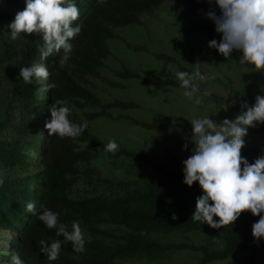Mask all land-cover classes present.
<instances>
[{
  "label": "trees",
  "instance_id": "obj_1",
  "mask_svg": "<svg viewBox=\"0 0 264 264\" xmlns=\"http://www.w3.org/2000/svg\"><path fill=\"white\" fill-rule=\"evenodd\" d=\"M19 4L26 0H6ZM167 0H75L80 11V17L74 22L82 25L81 33L71 41L73 51L63 68L60 59L63 51L53 54L46 61L51 73L49 84L55 88L40 97L37 94L38 83L25 84L20 77L22 67H30L33 61L39 60V46H43L42 34L22 33L13 41L10 23L15 14L0 12V66L8 61L16 60L15 71L7 73L11 80V97L25 115L24 120L12 125L6 121L0 122V136L3 127H10L13 132L25 136L31 131L32 124L26 118L32 109H38L45 104L49 111L55 100H66L71 109L69 116L73 123L82 124L84 120L79 110L87 120L101 117L111 119L124 118L131 123L143 127H155L158 123L126 113L114 114V109L125 110L140 107L134 100L118 97L105 100L98 92L94 78L102 79L113 86H124L121 82L111 80L104 74L106 59L111 55L110 39L121 38L120 27L134 23H143L147 14H153ZM206 5L219 8L215 0H200ZM207 12L204 13V15ZM221 15V14H216ZM208 17V16H207ZM212 19L192 21L186 31L217 32ZM141 48L145 49L144 46ZM160 59L177 60L174 54L166 51H152ZM182 59L192 62L213 64L211 58L202 47H191L189 53H184ZM179 59V58H178ZM187 72L191 68L181 66ZM121 77H137L142 84L180 86L176 77L163 76L157 73L142 74L126 64L115 71ZM196 83V82H195ZM199 84L200 91L210 90ZM236 99L238 112L241 104L247 101L254 105L250 97L237 89L230 88ZM246 111V109H244ZM87 122V121H86ZM87 129L75 140L58 135L49 136V130L40 132L44 145L38 149L37 160L43 165L36 173L26 177L3 179L0 185V224L15 225L18 230L16 249L26 264H114L118 259L146 255L162 257L167 254L190 249L200 251L201 256L195 264H208L216 260H225L230 256L248 251L246 259L255 260L256 255L264 252V238L259 241L254 236L244 234L238 228L230 225L219 229L210 227L206 222L192 221L196 203L192 200L203 194L199 182L189 187L185 184L182 161L176 162V168H170L159 161L146 149H132L122 146L115 156H129L139 160L149 170L133 180L102 177L99 169L93 164L97 152L88 145L105 148V142L87 122ZM193 126L185 123V133L192 135ZM254 133H264V124L257 123L249 127ZM23 140L16 137L13 140L0 138L1 164L12 166L27 161L29 155L22 153ZM168 153L170 147L162 141H154ZM36 148L35 143H28ZM242 153L258 158L264 155V149L252 145L242 148ZM35 159V158H32ZM93 187V192H80L82 185ZM100 185L107 191H98ZM79 190V191H78ZM28 202H34L39 211L41 205L59 213V221L70 226L73 221H79L82 230L90 237H85L86 250L77 253L71 242L63 243L59 258L49 261L45 253L40 251L39 241L46 240L49 244L64 237L56 236L55 229H48L36 215L26 211ZM211 203V201H210ZM175 216V218H174ZM219 220V217H214ZM180 232L192 235V241L162 240L155 233Z\"/></svg>",
  "mask_w": 264,
  "mask_h": 264
},
{
  "label": "rangeland",
  "instance_id": "obj_2",
  "mask_svg": "<svg viewBox=\"0 0 264 264\" xmlns=\"http://www.w3.org/2000/svg\"><path fill=\"white\" fill-rule=\"evenodd\" d=\"M26 1L19 4L0 0V12H11L15 15L24 10ZM215 11L222 14L220 8H214L204 4L200 0H167L153 13L145 16L143 23H134L120 27L118 32L121 38L110 39L112 48L111 55L106 59L107 65L103 69L104 74L111 80L121 82L124 86H113L108 82L94 78L96 88L105 100L118 97L125 100H134L141 104L140 107L125 110L114 109V114L126 113L131 116L144 119L148 122L158 123L155 127H143L131 123L128 119H111L101 117L87 120L79 110L80 116L86 120L92 129L99 134L105 142L115 139L119 148L125 146L132 149H146L159 161L164 162L170 168H176L177 161H184L193 154L195 148L191 142V136L185 133V123L190 125L191 119L209 117L217 123L224 119H234L238 114L236 99L230 88H234L250 97L255 104L257 95H264V70L257 71L251 64L239 63L243 53L234 50L230 57L226 58L215 48L209 47L213 39L218 42L222 34L218 32H195L186 31L185 28L195 20L208 19L205 12ZM144 46L145 49L141 48ZM202 47L213 64L192 62L181 58L184 53H189L191 47ZM152 51H166L174 54L177 60L157 58ZM41 62L39 60L33 63ZM44 63V62H43ZM47 67L46 63H44ZM122 64L136 69L142 74L157 73L163 76H174L175 71H186L181 66L191 68L193 73L197 66L202 74L215 79L195 81L211 89L215 94L203 96L197 92L192 98L184 96L185 89L173 85H150L142 84L137 77H121L115 73ZM16 60L5 62L0 66V122L6 121L12 125L24 120L22 109L18 102L11 97V80L7 73L15 71ZM37 94L42 97L47 94L44 91V82H38ZM49 83V79L47 81ZM200 99L202 102L197 103ZM228 104L225 111L222 106ZM29 123L33 125L30 133L25 136L13 132L10 127H3V140H13L20 137L23 140L22 153L29 155L27 161L7 166L0 161V179L26 177L30 173H36L43 165L36 159L38 149L44 145V139L39 135L46 131V123L49 122L48 107L43 104L38 109H32L28 116ZM246 144L264 149V133H254L248 129L245 137ZM154 141H162L167 144L171 153L157 146ZM28 143H35L37 149L31 148ZM188 144L187 149L184 148ZM97 152L94 165L99 169L102 177L133 180L148 172V168L136 158L129 156H115L105 151L104 147L88 145ZM249 163H254V157L242 153ZM35 158V159H32ZM80 192H93L95 189L81 186ZM98 191H107V187L100 185ZM79 191V190H78ZM195 204L196 200H192ZM264 215V213H261ZM259 220V216L250 211L243 212L239 218L229 224L232 228L240 229L244 234L253 236L252 225ZM4 231L11 234L12 238L4 235ZM85 237H90L82 230ZM154 236L162 240H187L192 241V235L180 232L155 233ZM18 230L15 225L0 224V264L11 261V254H19L16 249ZM248 251L230 256L225 260H216L208 264H264V252L256 255L254 261L246 259ZM201 256L200 251L183 249L162 257L138 255L124 259H118L114 264H195Z\"/></svg>",
  "mask_w": 264,
  "mask_h": 264
},
{
  "label": "clouds",
  "instance_id": "obj_3",
  "mask_svg": "<svg viewBox=\"0 0 264 264\" xmlns=\"http://www.w3.org/2000/svg\"><path fill=\"white\" fill-rule=\"evenodd\" d=\"M101 3L104 0H100ZM212 3V0H208ZM221 15L209 11L207 16L215 23V30L222 34L218 42H209L210 48H215L224 57L231 56L234 50L242 51L239 63L251 64L255 70H264V0H215ZM80 17V11L75 0H26V7L19 11L14 21L9 25L10 38L15 41L22 33L29 35L42 34L43 46H39L40 61L30 67L20 69V77L25 84H32L33 79L44 82V91L54 89V83H47L51 73L45 66L49 56L63 51L59 63L65 66L73 51L71 41L82 31V25L74 22ZM174 76L185 89L184 96L192 98L200 91L195 81L215 79L214 76L202 74L197 66L193 73L175 71ZM210 90H204L203 96H210ZM201 103L200 99L196 100ZM229 105L222 108L227 111ZM241 112L234 119H224L217 123L209 117L194 118L190 122L193 126L191 142L195 148L193 154L183 161L184 183L189 187L199 182L203 194L196 198L195 211L192 221L207 223L210 227L219 229L233 224L239 216L250 211L259 216V220L252 225V234L259 241L264 238V155L249 163L242 155V148L246 146L245 137L249 127H256L257 123L264 124V95H257L255 104L242 102ZM246 109V111L244 110ZM51 120L45 127L49 136L58 135L60 138L76 139L87 129V122L73 123L69 116L71 109L66 100H55L50 106ZM185 143L184 148L187 149ZM119 145L115 139L109 140L105 151L115 154ZM4 180L0 179V185ZM211 201V203H210ZM39 211L34 202H28L26 211L36 215L48 229H55L56 236H63V240L56 239L50 244L41 239L40 251L45 253L49 261L59 258L62 244L71 242L77 253L86 250L85 238L79 221H73L70 226L59 221L56 213L41 205ZM214 217H219L215 220ZM175 218V216H174ZM8 240L11 234L4 231ZM5 264L9 262L5 261ZM10 264H26L19 254H11Z\"/></svg>",
  "mask_w": 264,
  "mask_h": 264
}]
</instances>
